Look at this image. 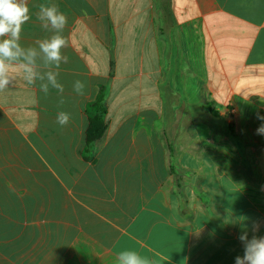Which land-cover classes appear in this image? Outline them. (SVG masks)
I'll return each instance as SVG.
<instances>
[{"label": "crops", "instance_id": "crops-1", "mask_svg": "<svg viewBox=\"0 0 264 264\" xmlns=\"http://www.w3.org/2000/svg\"><path fill=\"white\" fill-rule=\"evenodd\" d=\"M41 4L67 16L64 92L40 91L41 56L45 81L13 64L0 92V264H235L264 236V0H28L24 49L53 34Z\"/></svg>", "mask_w": 264, "mask_h": 264}, {"label": "clouds", "instance_id": "clouds-1", "mask_svg": "<svg viewBox=\"0 0 264 264\" xmlns=\"http://www.w3.org/2000/svg\"><path fill=\"white\" fill-rule=\"evenodd\" d=\"M37 19L44 29L53 34L45 39L38 40L36 48L24 49L21 46L22 26L30 19L28 0H0V92L12 85L14 77L10 74L13 64L23 68V79L29 85H34L37 80L45 81L39 85L40 91L46 96L50 88L56 89L63 94L64 87L58 81L59 68L62 63H68V57L63 54V49L69 46V40L62 33L67 26V16L60 12L55 4L38 6ZM41 56L45 66L55 65L57 71H48L45 75H39L34 71L36 58ZM85 84L77 80L73 84L75 93L83 95ZM63 104V99L60 100ZM70 114L61 111L57 114L56 122L60 126L69 123ZM258 134L264 135V124L257 129ZM259 223L252 226L253 233L259 230ZM238 239L243 245V256L235 257V264H264V236L253 235L248 238L247 232H242ZM117 264H154V261L142 256L135 250H124L117 254Z\"/></svg>", "mask_w": 264, "mask_h": 264}, {"label": "trees", "instance_id": "trees-1", "mask_svg": "<svg viewBox=\"0 0 264 264\" xmlns=\"http://www.w3.org/2000/svg\"><path fill=\"white\" fill-rule=\"evenodd\" d=\"M91 108L94 115L90 119V123L86 133V145L89 152L91 148L99 141L106 132L105 115L107 113L106 96L104 89H101L97 99L92 103Z\"/></svg>", "mask_w": 264, "mask_h": 264}, {"label": "rangeland", "instance_id": "rangeland-1", "mask_svg": "<svg viewBox=\"0 0 264 264\" xmlns=\"http://www.w3.org/2000/svg\"><path fill=\"white\" fill-rule=\"evenodd\" d=\"M90 114H92V116L94 115V111L93 109L90 107V110H89Z\"/></svg>", "mask_w": 264, "mask_h": 264}]
</instances>
